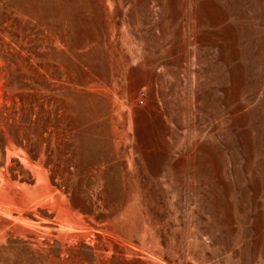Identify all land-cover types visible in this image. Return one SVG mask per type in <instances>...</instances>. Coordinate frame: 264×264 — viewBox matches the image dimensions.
<instances>
[{
  "label": "rangeland",
  "instance_id": "rangeland-1",
  "mask_svg": "<svg viewBox=\"0 0 264 264\" xmlns=\"http://www.w3.org/2000/svg\"><path fill=\"white\" fill-rule=\"evenodd\" d=\"M0 264H264V0H0Z\"/></svg>",
  "mask_w": 264,
  "mask_h": 264
},
{
  "label": "trees",
  "instance_id": "trees-1",
  "mask_svg": "<svg viewBox=\"0 0 264 264\" xmlns=\"http://www.w3.org/2000/svg\"><path fill=\"white\" fill-rule=\"evenodd\" d=\"M33 112H34V108L30 109V110H29V116H32V115L34 114ZM27 116H28V115H27ZM8 120H11V117H10ZM5 149H6V148L4 147L3 150H4V152L6 153Z\"/></svg>",
  "mask_w": 264,
  "mask_h": 264
}]
</instances>
